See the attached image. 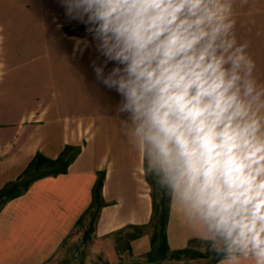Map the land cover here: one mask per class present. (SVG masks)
<instances>
[{
    "label": "clouds",
    "instance_id": "obj_1",
    "mask_svg": "<svg viewBox=\"0 0 264 264\" xmlns=\"http://www.w3.org/2000/svg\"><path fill=\"white\" fill-rule=\"evenodd\" d=\"M59 2L103 58L93 72L146 174L219 264H264V86L233 0Z\"/></svg>",
    "mask_w": 264,
    "mask_h": 264
},
{
    "label": "crops",
    "instance_id": "obj_2",
    "mask_svg": "<svg viewBox=\"0 0 264 264\" xmlns=\"http://www.w3.org/2000/svg\"><path fill=\"white\" fill-rule=\"evenodd\" d=\"M233 18L237 41L248 43L253 75L264 86V0H233ZM78 40L86 43L77 46ZM102 60L85 26L66 17L59 0H0V189L16 180L37 153L57 158L68 145L80 148L66 172L36 179L3 207L0 264H45L89 208L99 171H105L106 204L86 247L70 253L67 262H184L150 261V232L133 239L131 250L118 247L119 230L150 222L153 198L144 156L116 115L119 97L93 72V62ZM202 231L171 202L172 249L201 239Z\"/></svg>",
    "mask_w": 264,
    "mask_h": 264
},
{
    "label": "trees",
    "instance_id": "obj_3",
    "mask_svg": "<svg viewBox=\"0 0 264 264\" xmlns=\"http://www.w3.org/2000/svg\"><path fill=\"white\" fill-rule=\"evenodd\" d=\"M67 31H71L67 28ZM80 148L68 145L57 158H51L39 152L30 161L21 175L13 181L8 182L0 189V212L6 203L22 194H24L31 184L38 178L57 175L66 172L71 162L78 156ZM147 180L151 185L153 198V214L149 223L140 225H130L128 228L121 229L116 233V239L119 249L131 250V241L147 232L151 233L152 248L147 256L152 262H163L166 260L180 259L182 256L189 257H211L209 263H215L223 258L215 252L208 251L201 253L194 250L191 246L197 242H204L202 239H192L189 245L181 249H172L168 241V224L171 213V199L164 192L157 188L152 175H147ZM105 171H99L98 177L93 187V197L89 208L85 211L79 224L88 220L89 232L85 234V240L92 237L99 214L106 201L103 197ZM208 244V243H207Z\"/></svg>",
    "mask_w": 264,
    "mask_h": 264
},
{
    "label": "rangeland",
    "instance_id": "obj_4",
    "mask_svg": "<svg viewBox=\"0 0 264 264\" xmlns=\"http://www.w3.org/2000/svg\"><path fill=\"white\" fill-rule=\"evenodd\" d=\"M87 222L88 220L77 225L76 228L71 232L67 240L64 242L63 246H61V248H59V250H57V252H55V254L45 264H69L66 259L67 258L69 259L70 253L73 256L77 255V253L80 254L82 247L84 248L86 247V244H87L86 241L92 238L91 237L88 240H85L84 238L85 234L89 232ZM207 246H208L207 243L197 242V243L192 244L191 247L198 252L206 253L208 252ZM211 259H212V256L211 257L210 256L209 257L197 256V257H192V258L189 256H182L180 259H174V260L176 262H180V261L185 262L186 260L185 264L189 262L190 264H194V263H209Z\"/></svg>",
    "mask_w": 264,
    "mask_h": 264
}]
</instances>
